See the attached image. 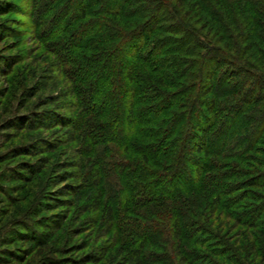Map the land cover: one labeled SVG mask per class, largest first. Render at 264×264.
I'll list each match as a JSON object with an SVG mask.
<instances>
[{
	"label": "trees",
	"instance_id": "16d2710c",
	"mask_svg": "<svg viewBox=\"0 0 264 264\" xmlns=\"http://www.w3.org/2000/svg\"><path fill=\"white\" fill-rule=\"evenodd\" d=\"M37 1L41 26L61 21L53 36L64 37L48 45L56 61L28 94L53 93L50 104L68 103L75 147L51 178L39 209L47 216H34L36 229L22 221L0 234V263L21 257L4 248L60 230L69 215L57 211L86 188L93 198L81 213L93 232L137 242L124 244V264L153 263L145 249L164 252L165 245L171 264L204 262L196 250L232 264L238 256L264 264V0ZM6 96L0 89V100ZM40 124L29 126L53 125ZM21 125L11 120L4 130ZM79 129L93 135L91 148L77 146ZM23 152L0 154V162ZM37 152L31 156L46 151ZM92 153L87 187L84 159ZM239 227L236 251L208 246ZM111 248L101 246L93 260Z\"/></svg>",
	"mask_w": 264,
	"mask_h": 264
},
{
	"label": "rangeland",
	"instance_id": "374dc122",
	"mask_svg": "<svg viewBox=\"0 0 264 264\" xmlns=\"http://www.w3.org/2000/svg\"><path fill=\"white\" fill-rule=\"evenodd\" d=\"M66 3L65 1L63 5ZM42 6L37 0H0V89L7 91V96L0 100V154L9 155L18 149L29 151L23 152L25 154L22 156L15 158L10 156L9 160L0 162V223L3 228L0 234L2 236L22 221L28 222L31 229L35 230L38 219L34 216L36 214L41 217L47 216L39 209L41 203L52 191L51 178L59 169L58 166L72 155L73 147H75L68 144L67 130L69 127H74V121L71 119L73 111L68 103L50 104L52 97H55L53 93H39L35 98L28 94L38 77L44 75V70L56 61L48 45L54 41L57 43L64 37L55 38L53 36L57 35L58 30L63 27L61 21L53 24L48 22L47 25L41 26L42 20H39L36 13ZM77 27L73 26L68 29H73L72 33H74ZM11 120L22 125L18 132L7 134L8 132L4 129ZM32 120L37 123H52V129L29 126L32 125ZM79 132L81 135H78L77 146L91 148L93 135L83 133L80 129ZM46 148L51 150L48 152ZM38 150L41 152H37ZM35 152L45 153L41 157L40 154L37 157L31 156ZM41 158L46 161L40 169L38 161ZM95 161L93 153L84 159V175L81 183L87 181V187L93 184V163ZM33 167V173H31L30 170ZM91 198H93V191L86 188L75 198H69L70 208L57 211V213L67 212L69 215L62 228L54 231L47 230L48 236L40 237L38 243L21 242L10 248H4L21 256L17 261H8L5 264H124L123 249L126 250L124 244L133 243L134 245L137 242L119 233L117 236L110 234L105 237L99 228L96 233L93 232V224L86 223L87 216H82L81 213ZM249 204L251 203L245 202L244 205L249 208L247 207ZM241 208L242 204L236 210L237 213H241ZM122 218L126 217L118 215L119 221ZM262 227L264 228V225ZM241 229L239 227L235 233L230 234V239L222 238L226 245L224 242L220 243L224 246L216 245L213 240L208 246L212 245L213 249L220 251H227L229 248L236 251L234 236L242 233ZM204 230L208 231L209 228L205 227ZM199 237L204 239V236ZM205 239L210 240L211 238L205 236ZM101 246H113L114 248L105 252L107 254L104 260L95 259L94 261L93 256L102 255L98 252ZM165 246L166 251L164 252L152 251L149 247L145 249V254H149L151 261H155L150 264H171L169 258L172 252L168 245ZM191 250L193 251V248ZM196 253L198 257H204L206 261H198L196 264H210L209 261L232 264L211 255L203 254V256L197 250ZM231 258L236 261L235 255L231 254ZM237 261L239 264H251L249 258L244 256H238Z\"/></svg>",
	"mask_w": 264,
	"mask_h": 264
}]
</instances>
